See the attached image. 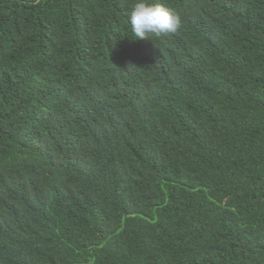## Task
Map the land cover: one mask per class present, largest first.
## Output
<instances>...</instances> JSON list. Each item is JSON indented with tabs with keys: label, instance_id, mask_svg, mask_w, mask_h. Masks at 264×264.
I'll list each match as a JSON object with an SVG mask.
<instances>
[{
	"label": "trees",
	"instance_id": "obj_1",
	"mask_svg": "<svg viewBox=\"0 0 264 264\" xmlns=\"http://www.w3.org/2000/svg\"><path fill=\"white\" fill-rule=\"evenodd\" d=\"M0 0V264H264V0Z\"/></svg>",
	"mask_w": 264,
	"mask_h": 264
},
{
	"label": "clouds",
	"instance_id": "obj_2",
	"mask_svg": "<svg viewBox=\"0 0 264 264\" xmlns=\"http://www.w3.org/2000/svg\"><path fill=\"white\" fill-rule=\"evenodd\" d=\"M131 31L135 37H160L175 33L181 20L172 9L152 0H135L130 12Z\"/></svg>",
	"mask_w": 264,
	"mask_h": 264
}]
</instances>
